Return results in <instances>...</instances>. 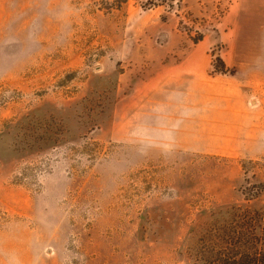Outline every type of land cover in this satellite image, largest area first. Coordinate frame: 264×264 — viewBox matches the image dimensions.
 <instances>
[{
    "label": "rangeland",
    "instance_id": "374dc122",
    "mask_svg": "<svg viewBox=\"0 0 264 264\" xmlns=\"http://www.w3.org/2000/svg\"><path fill=\"white\" fill-rule=\"evenodd\" d=\"M235 3L0 0V264H183L200 212L264 183Z\"/></svg>",
    "mask_w": 264,
    "mask_h": 264
},
{
    "label": "trees",
    "instance_id": "16d2710c",
    "mask_svg": "<svg viewBox=\"0 0 264 264\" xmlns=\"http://www.w3.org/2000/svg\"><path fill=\"white\" fill-rule=\"evenodd\" d=\"M216 63L217 72L232 73L220 57ZM46 131L48 136H38L35 142L49 145L53 139L49 138L51 131ZM28 148H34L30 142ZM241 195L242 203H225L200 212L180 249L183 264H264V204L259 203L264 198V183H245ZM151 215L147 210L140 217L138 235L142 240L152 225Z\"/></svg>",
    "mask_w": 264,
    "mask_h": 264
},
{
    "label": "crops",
    "instance_id": "0c3cea01",
    "mask_svg": "<svg viewBox=\"0 0 264 264\" xmlns=\"http://www.w3.org/2000/svg\"><path fill=\"white\" fill-rule=\"evenodd\" d=\"M234 2L236 21L227 65L237 69L238 77H246L247 82H258L260 95H264V0Z\"/></svg>",
    "mask_w": 264,
    "mask_h": 264
}]
</instances>
